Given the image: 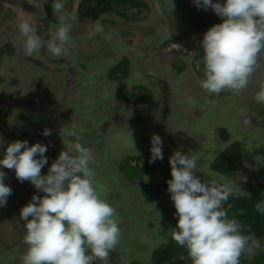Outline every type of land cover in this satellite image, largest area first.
I'll list each match as a JSON object with an SVG mask.
<instances>
[{"label": "rangeland", "instance_id": "rangeland-1", "mask_svg": "<svg viewBox=\"0 0 264 264\" xmlns=\"http://www.w3.org/2000/svg\"><path fill=\"white\" fill-rule=\"evenodd\" d=\"M75 1L63 0L65 9H70L73 2L76 6L81 0ZM148 1L149 7L142 15H137V11H130L127 19L115 13L103 15L96 21L86 20L84 23L73 19L69 33L72 44L67 41L62 46L67 59L76 63L81 72L92 74V71L96 70L95 67L103 63V59L111 60L114 56H120L124 47L137 49L140 43L149 41L155 34L156 23H159L165 36V40L161 41L154 54L146 60L154 66L157 73L163 74L160 76L162 79L173 86L169 93L165 91L169 100H172L171 113L159 127L156 126L153 133L162 138L164 156L163 160L151 163L155 167L154 171L149 174H143L141 171L145 162L151 159L152 133L142 135L128 127L121 128L115 125L109 127L107 132H103L111 107L114 111L126 115L128 125H137L138 119L142 124L152 125L158 119L156 105L163 99V94L160 93V99L157 100L154 89L140 82L141 73L136 72L137 75H134L130 63L129 76L126 79L109 78V72L115 65L109 67L107 71L96 70L99 73L98 77L83 79L81 86L76 90V97L73 94L69 101L74 107L72 119L66 121L68 124L63 121L64 125L58 123L54 125V129L63 137L57 142L51 140L55 155L48 152L45 154L48 164L42 169V174H47L48 168L64 150L63 139H74L67 134L73 129L79 136V141L92 149L94 183L103 187L100 192L101 198L115 208L121 230L120 243L110 252L106 261L97 260L99 264H154L156 252L173 241L171 229L177 224L174 215L176 210L170 194L163 185L172 178L169 158L177 150L191 152L198 157L195 174L205 182L227 183L232 186V192L240 191L254 183L264 184V104L255 100L256 93L264 85V51L258 57L256 70L250 77L247 89L239 94H233L228 90L219 94L202 92L200 81L203 78V70L199 64L200 60L196 58L199 52L195 51L201 33L193 29L190 23L193 18L204 13L203 9H198L193 0H177L170 9L171 12L165 17L168 27L166 29L161 21L162 17L154 14L159 12L158 6L165 8V3L159 0ZM157 15L160 16L159 21H156ZM98 24L105 33L96 31ZM106 34L111 36L110 40L106 38ZM125 52L124 55L131 59V55L129 53L126 55ZM15 59L3 61L1 75L6 76L11 74L12 70L16 71L13 65ZM11 64L13 66H10ZM176 65H184L185 72L178 74ZM188 73L197 79L189 81ZM88 83L92 92L86 88ZM4 85L7 86V82ZM121 89L127 96L133 93L145 96L148 93L151 99L147 100L144 97L138 105L129 106L118 98ZM189 96L196 99L195 104H190L186 100ZM102 97L110 98V108V102H104ZM234 109L240 111V123H235L236 117L234 119L230 117L229 112ZM162 111L163 106L160 108V118L163 117ZM221 130H226L230 134L228 142L222 141ZM233 143L242 146L247 172L226 177L216 173L212 169V164ZM5 149L6 147H3L0 150V159L3 158L2 153ZM142 156L140 168L131 164V158ZM3 171L7 174L5 180L8 179L7 182L13 192L8 197L6 206L0 207V264H22V256L28 245L24 242L25 228L23 222L19 220L20 210L31 201L33 195L44 194L38 193L30 182L18 181L14 170L5 168ZM149 183L156 184L161 189V196L154 203L147 201L142 192L143 187ZM228 217L235 219V214L230 213ZM262 245L259 241V247L245 251L241 259L251 261L256 252L264 250ZM188 258V254L181 256L183 261H187ZM188 264H192V260Z\"/></svg>", "mask_w": 264, "mask_h": 264}, {"label": "clouds", "instance_id": "clouds-1", "mask_svg": "<svg viewBox=\"0 0 264 264\" xmlns=\"http://www.w3.org/2000/svg\"><path fill=\"white\" fill-rule=\"evenodd\" d=\"M198 9L209 8L222 23L212 26L200 41L203 52V78L200 87L209 94L225 90L239 94L247 88L256 70L258 57L264 51V0H193ZM54 12L64 9L63 0H52ZM96 31H102L97 25ZM71 24L66 15L60 18L55 40L45 42L37 29L28 23L18 26L25 56L46 48L52 55L62 54L69 40ZM195 104L194 97H186ZM257 103L264 104V85L256 93ZM247 123V121H246ZM52 134L51 129L42 133ZM74 139H63L64 150L48 168V147L41 143L29 146L27 141L8 144L0 159V207L7 204L12 188L5 183L6 172L15 171L20 182H30L38 193L20 210L19 220L25 228L28 245L22 264H94L106 261L120 243L121 230L116 210L101 198L102 186L94 183V155L91 148L79 142L75 130L67 133ZM62 135V134H61ZM150 163L163 160V141L151 138ZM0 148L3 141L0 140ZM198 157L177 150L169 158L171 179L168 193L175 208L176 227L172 239L185 248L192 264H240L241 255L259 241L243 234V226L229 219L224 205L232 186L205 182L195 174ZM264 214V201L257 203Z\"/></svg>", "mask_w": 264, "mask_h": 264}, {"label": "flooded vegetation", "instance_id": "flooded-vegetation-1", "mask_svg": "<svg viewBox=\"0 0 264 264\" xmlns=\"http://www.w3.org/2000/svg\"><path fill=\"white\" fill-rule=\"evenodd\" d=\"M75 2L72 3L70 9L64 7L63 11L54 12L51 7L52 0H0V51L2 54L0 68L3 61L16 58L15 63H12L16 67V71L12 70L11 74L6 76L0 73V140L3 141V147H7L9 143L15 141H27L29 146L41 141L43 145L48 147L47 152L55 155L51 140L57 142V140H62L63 137L54 129V125L55 123L61 125L63 121L68 124L72 119L74 107L71 106L69 101H71L73 94L76 97V90L81 86L83 79L98 77V70L107 71L109 67L118 66L125 58L133 68L134 75H137L136 72L141 73L142 76H139L140 82L154 89L157 100L160 99V93L163 94V99H160L159 104L156 105V118L158 119L152 125L142 124L141 121L137 125H128L126 115L114 111L111 107L110 98L102 97L104 102H110L109 108L111 107L108 111L103 132H107L109 127L115 125L121 128L128 127V129H133L142 135L153 134L156 126L159 127L171 113L170 104L172 100H169L168 93L173 86L160 77L163 74L157 73L151 63L146 62L149 59L148 57L154 54L161 41L165 40L159 23H156L155 34L149 41L140 43L138 48L136 47L137 49L124 47L121 49L120 56H114L111 60L103 59V63L98 64L95 67L97 71H92V74L81 72L76 63L65 57L64 49L59 56L52 55L46 48L41 49L39 53L32 56H25L23 42L18 37L19 24L24 22L33 25L45 42L55 40V33L60 26L61 17L66 15L69 23L75 18L80 22L78 9L75 10ZM161 2H164L166 7L162 9L158 6L159 12H154V14L162 17L161 21L168 29L165 17L168 16V12H171L170 9L174 6V3L170 1ZM76 4H80V1ZM160 16H155L156 21H159ZM159 30H161V36ZM101 33L105 32L101 31ZM106 38L110 40L111 36L106 34ZM70 39L72 38H69L68 41ZM138 49L141 51H137ZM124 52L126 55L129 53L132 58L128 59ZM119 58L120 60H118ZM12 64L10 66H13ZM187 79L191 81L197 78L195 79L194 76L188 73ZM5 82H7V86L4 85ZM169 82L172 81L169 80ZM86 88L90 92L93 91L89 83L86 84ZM165 91H168V93L165 94ZM201 91L204 92L205 90L201 89ZM162 106L164 111H162L163 117L160 118L159 112ZM229 113L231 119L236 117L235 123H240L239 109L237 111L234 109ZM51 115H53V118H51ZM45 129H51L52 134L45 137L42 134ZM7 180H5V183L9 186Z\"/></svg>", "mask_w": 264, "mask_h": 264}, {"label": "trees", "instance_id": "trees-1", "mask_svg": "<svg viewBox=\"0 0 264 264\" xmlns=\"http://www.w3.org/2000/svg\"><path fill=\"white\" fill-rule=\"evenodd\" d=\"M159 1H170L174 3L177 0ZM214 2H217V0H214ZM219 2H221V0H219ZM149 3L148 0H81L78 7V18L81 23H84L86 20L96 21L103 15H111L115 13L118 14L117 16L127 19V14L130 11H137V15H142L144 10L149 7ZM203 11V14L193 18L190 23V26L193 29L201 33L200 41L212 26L222 23L221 18L218 17L211 8L207 11ZM180 37H182V35H180ZM200 41L196 51L199 52L197 58L200 60L199 64L203 70V52L200 48ZM1 58L2 54L0 51V60ZM175 69L178 74H182L186 70V67L184 65H176ZM128 76L129 62L127 59L122 60L121 63L118 66H115L109 74V78L113 80L126 79ZM144 97L147 98V100L151 99V96L148 93L145 96L135 93L127 96L124 94L123 89H121L120 95L118 96L119 100L124 101L129 106L138 105ZM136 121L140 122L139 119ZM220 137L224 143L230 140V134L226 130L220 131ZM130 160L132 165H136V167L140 168L143 156L131 158ZM154 169L155 167L150 163V160H147L143 168H141V171L143 174H149L154 171ZM212 169L216 173L226 177H234L238 174L247 172L241 144L233 143L228 146L213 162ZM163 187L168 189V184H164ZM142 192L146 200L151 203L158 201L161 196L160 187L153 183H149L143 187ZM262 201H264V184L258 182L247 185L240 191L232 192L224 207L228 214H235V219L243 226V234L252 236L254 239L260 241L261 244H263L262 247H264V214H261L256 210L257 203ZM250 248H252L251 245ZM187 254V250L178 246L173 240L169 245L164 246L156 252L154 256V264H188L191 261L190 257L187 261L181 259L182 255ZM94 264L99 263L96 260ZM240 264H264V250L256 252L253 255V259L249 262L242 260L240 257Z\"/></svg>", "mask_w": 264, "mask_h": 264}, {"label": "water", "instance_id": "water-1", "mask_svg": "<svg viewBox=\"0 0 264 264\" xmlns=\"http://www.w3.org/2000/svg\"><path fill=\"white\" fill-rule=\"evenodd\" d=\"M78 7H79V4H77V5L75 6V10L78 9Z\"/></svg>", "mask_w": 264, "mask_h": 264}]
</instances>
